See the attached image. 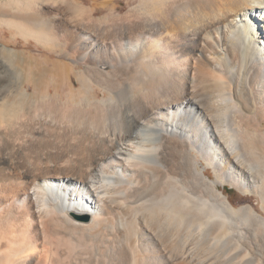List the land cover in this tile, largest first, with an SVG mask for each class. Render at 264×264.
<instances>
[{
    "label": "bare ground",
    "instance_id": "obj_1",
    "mask_svg": "<svg viewBox=\"0 0 264 264\" xmlns=\"http://www.w3.org/2000/svg\"><path fill=\"white\" fill-rule=\"evenodd\" d=\"M1 1L0 264H264V0Z\"/></svg>",
    "mask_w": 264,
    "mask_h": 264
},
{
    "label": "rangeland",
    "instance_id": "obj_2",
    "mask_svg": "<svg viewBox=\"0 0 264 264\" xmlns=\"http://www.w3.org/2000/svg\"><path fill=\"white\" fill-rule=\"evenodd\" d=\"M3 1L4 0H2L1 2H3ZM77 1L79 4H82L86 8H91L93 3L95 2L94 0H77ZM108 1L112 2L109 9H107L106 11H101L100 13L96 14L95 18H101L102 15H103V17L108 16V15L119 16L121 14H124L126 11H128V9L135 7V5H137V3L139 2V0H135L134 3L127 5L126 0H108ZM102 2H103V0L98 1V3H102ZM113 6H115V7H113ZM111 8H118L117 9L118 12H112ZM112 13H114L115 15ZM0 44L5 45L10 50L19 52L21 55L20 56L21 62L15 63V65H13L14 68L11 67V64H10V66H8L9 64H8L7 60L4 61L5 59H3L5 69H4V66H2V70L3 71L5 70V72L2 75V78L4 77L3 79L7 80V82L4 80V85H9L11 83V81L13 83L14 82L13 77H15V75L19 72H21V74L19 73L20 75L26 76V80H24V82L31 81L32 73H35L37 71L38 66L40 67V65H39L40 63L38 61L43 60L44 58H47V56L49 54L47 48H43L42 46L36 44L33 40H31V38L28 39V42H24L19 38L14 39V38H12V36L10 35V33L7 30L0 31ZM63 56H64L63 53H58V52L54 53L53 52V54L51 55L50 58L54 61L58 60L62 63H66L68 65H75L73 63L72 57H70V56L63 57ZM5 62H6V64H5ZM11 70H13V71H11ZM82 70H83L82 68H77V67L75 68L76 72H79ZM13 72L15 73V75H13ZM8 80H10V81H8ZM29 94H31V91H29ZM197 168L202 172L205 167L201 164L200 165L198 164ZM205 175H206V177L213 179V174L211 171H208V173H206ZM219 188H220V190H222L221 187H219ZM224 193H225L224 195L228 197L229 202L234 207L248 206V207H251L259 215L262 214V216L264 217V213L260 209L261 199L259 197L242 195L236 189H234L228 185L225 186Z\"/></svg>",
    "mask_w": 264,
    "mask_h": 264
}]
</instances>
